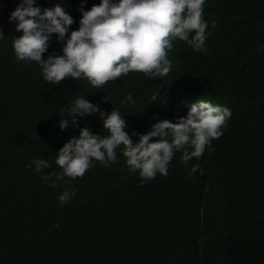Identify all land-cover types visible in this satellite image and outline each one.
Returning <instances> with one entry per match:
<instances>
[{
    "label": "trees",
    "instance_id": "trees-1",
    "mask_svg": "<svg viewBox=\"0 0 264 264\" xmlns=\"http://www.w3.org/2000/svg\"><path fill=\"white\" fill-rule=\"evenodd\" d=\"M100 2L36 6L61 3L74 19L70 36L79 9ZM20 3L0 0V264H264V0H205L206 52L176 38L167 76L130 72L101 88L83 77L52 85L38 63L17 60L12 44L22 33L9 17ZM63 44L53 34L44 58L62 55ZM129 93L134 104L125 102ZM79 97L106 113L118 110L134 142L133 131L146 133L157 119L176 122L199 101L232 115L204 160H171L166 177L142 183L121 146L110 166L93 160L82 178L53 188L43 175L62 172L55 160L69 139L85 126L109 135L99 113L77 114L78 126L60 114ZM37 158L51 167L37 173ZM66 188L76 191L61 205Z\"/></svg>",
    "mask_w": 264,
    "mask_h": 264
},
{
    "label": "clouds",
    "instance_id": "clouds-1",
    "mask_svg": "<svg viewBox=\"0 0 264 264\" xmlns=\"http://www.w3.org/2000/svg\"><path fill=\"white\" fill-rule=\"evenodd\" d=\"M205 0H101L90 10L81 7L82 18L78 30L69 33L73 17L61 3L54 7L41 8L36 0H21L10 14V22H16L12 47L18 61H34L42 69L46 82L58 85L67 78L82 77L95 88H101L109 81H115L130 72L143 73L146 77H165L171 69L168 51L172 41L178 38L196 51H207L205 42L208 23L204 19ZM215 27V21L212 22ZM56 34L58 42H64L62 55L52 53L46 59L49 41ZM4 32L0 29V39ZM106 100H110L105 97ZM157 95L151 96V101ZM126 103H135L129 93ZM72 116L78 126L80 117L99 113L103 128L109 135L93 133L87 126L80 129L79 136H73L58 151L55 163L62 172H48L45 181L51 180L53 188L65 177L82 178L93 166V160L108 167L117 160L116 149L122 147V154L132 172H139L141 182L155 179L157 173L168 175L171 160L187 164L190 160H204V151L212 140L219 139L232 112L228 107L199 101L191 105L185 117L176 122L157 119L151 130L139 134L134 142L125 131L126 120L113 108L106 113L83 97L76 98L61 115ZM68 127V120L60 121L62 130ZM176 152H180L175 155ZM37 173H44L51 167L45 158L32 161ZM199 164L193 165L195 173ZM53 177L55 179H53ZM75 189L67 188L58 197L61 205L68 203Z\"/></svg>",
    "mask_w": 264,
    "mask_h": 264
}]
</instances>
